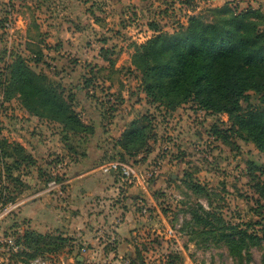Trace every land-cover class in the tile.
<instances>
[{
  "label": "rangeland",
  "instance_id": "374dc122",
  "mask_svg": "<svg viewBox=\"0 0 264 264\" xmlns=\"http://www.w3.org/2000/svg\"><path fill=\"white\" fill-rule=\"evenodd\" d=\"M224 6L258 12L252 20L264 31V0H0V140L33 158L18 168L6 159L0 198L22 203L0 232L22 237L43 224L72 245L30 259L25 246L20 256L0 253V264H76L80 255V264H264L262 153L224 113L152 102L132 64L135 44L156 34L149 24L173 34L190 16L216 21ZM18 57L59 87L93 133L25 109L7 85ZM247 94L241 111L264 108ZM134 121L149 124L148 140L129 155L118 140ZM81 174L108 192L87 194Z\"/></svg>",
  "mask_w": 264,
  "mask_h": 264
},
{
  "label": "trees",
  "instance_id": "16d2710c",
  "mask_svg": "<svg viewBox=\"0 0 264 264\" xmlns=\"http://www.w3.org/2000/svg\"><path fill=\"white\" fill-rule=\"evenodd\" d=\"M214 12L218 14L216 21L206 23L201 17L190 16L186 27L173 34L160 33L155 24H149L156 34L135 44L132 64L141 74L143 91L152 102L173 111L192 101L204 110L224 113L264 157V108L241 111L242 103L248 102V92L258 95L264 104V31L258 29L257 20H252L262 16L252 9L237 14L226 6ZM7 85L32 115L56 121L73 134L93 133L59 87L23 59L18 57L9 65ZM148 125L130 123L118 140L119 146L129 155H133L131 149L146 146ZM9 158L15 159L13 166L17 168L23 162L33 163L21 145L0 140V180L5 166L9 173ZM22 239L24 246L32 249L26 255L28 259L65 247L67 253L72 250L71 239L62 234L50 236L31 230ZM261 239L264 241V232ZM75 262L81 263L76 257ZM130 264L135 262L131 260Z\"/></svg>",
  "mask_w": 264,
  "mask_h": 264
},
{
  "label": "built area",
  "instance_id": "2783aa9c",
  "mask_svg": "<svg viewBox=\"0 0 264 264\" xmlns=\"http://www.w3.org/2000/svg\"><path fill=\"white\" fill-rule=\"evenodd\" d=\"M54 184L49 183V185ZM21 201H6L3 197L0 198V224L3 219L11 214L14 210H16L20 205ZM26 251L24 246L23 239L20 235L14 234L12 232H0V253L7 255L8 257H16L18 254ZM81 253H85L86 250L84 248L80 249ZM6 264H12L11 262H7ZM28 264H49L42 258L38 257L34 260H31Z\"/></svg>",
  "mask_w": 264,
  "mask_h": 264
},
{
  "label": "crops",
  "instance_id": "0c3cea01",
  "mask_svg": "<svg viewBox=\"0 0 264 264\" xmlns=\"http://www.w3.org/2000/svg\"><path fill=\"white\" fill-rule=\"evenodd\" d=\"M83 175L84 174H81V175H78L76 178L78 179V180H76V181H79V179H83ZM89 180V179H88ZM87 180V181H88ZM83 181L85 182V178L83 179ZM89 182L90 183H88V182H85V184H86V186H87V190H86V193L88 194V193H90L89 191H93L92 192V194H98V193H100V194H103V195H105V193H107L108 192V190H106V188H105V185L102 183V182H100V181H98V183L97 182H95V181H92V180H89ZM91 194V195H92ZM39 202L37 201V202H33L31 205H27V210L29 209H31V207H33L34 205H36V204H38ZM26 210V211H27ZM55 222V221H54ZM56 225H57V222H56ZM46 226L45 225H43V224H38L36 227L35 226H33L32 228H30L32 231H37L38 233H43V234H46V233H48L47 232V228H50V227H47V228H45ZM76 237V240L77 241H80V240H82V239H85V237L84 236H82L81 234H79V236H75ZM76 260L77 261H79V262H82L83 261V258L81 257V255L80 256H76Z\"/></svg>",
  "mask_w": 264,
  "mask_h": 264
}]
</instances>
